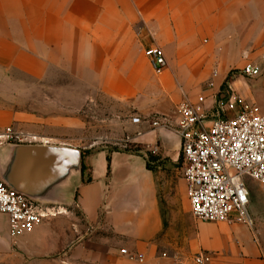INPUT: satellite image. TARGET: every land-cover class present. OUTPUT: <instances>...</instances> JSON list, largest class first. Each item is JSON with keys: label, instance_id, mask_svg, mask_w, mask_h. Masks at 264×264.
Returning <instances> with one entry per match:
<instances>
[{"label": "crops", "instance_id": "1", "mask_svg": "<svg viewBox=\"0 0 264 264\" xmlns=\"http://www.w3.org/2000/svg\"><path fill=\"white\" fill-rule=\"evenodd\" d=\"M152 47H160L168 63L160 76L145 56ZM249 55L261 75L252 85L239 79L231 85L261 104L264 0H0V135L22 128L30 140L37 134L44 140L3 142L0 180L66 211L16 238L10 236L8 217L0 214V264H12L16 251L56 264H171L163 254L181 255L193 264L190 259L199 251L212 254L210 264H264L254 233L243 225L232 226L241 236L228 242L221 237L225 224H206L191 216L174 234L173 223L164 220L157 172L152 161L148 167L146 147L161 140L167 149L168 138L180 146V139L163 128L147 132L142 121L153 113L175 116L183 101L197 103L204 97L201 108L210 124L216 94L228 83L229 72L242 67ZM216 63L217 86L197 95ZM71 71L75 77L62 78ZM81 71L90 79L96 76L87 87L98 85L110 99L136 103L142 119L141 125H132L140 132L132 142L134 151L103 146L83 152L50 144L62 126L77 129V107L69 104L71 114L63 115L61 104L71 96L64 98L60 91L74 86ZM21 102L38 103L39 115L16 108ZM44 147L78 151L80 163L60 179L63 173L56 174L52 163H29L34 150ZM46 174L58 176L59 182L46 188ZM88 177L91 182L85 181ZM123 249L143 254L145 262L130 261Z\"/></svg>", "mask_w": 264, "mask_h": 264}, {"label": "built area", "instance_id": "2", "mask_svg": "<svg viewBox=\"0 0 264 264\" xmlns=\"http://www.w3.org/2000/svg\"><path fill=\"white\" fill-rule=\"evenodd\" d=\"M145 56L155 75L165 72L168 63L160 47L147 49ZM241 75L255 79L261 75V69L253 63H246ZM218 96L215 98V116L210 124L209 116L201 108L205 98L199 97L197 103L185 100L178 106L174 123L164 117L154 121L152 126L167 129L180 139L183 178L194 220L252 228L248 181L264 188V112L233 90L230 95L220 93ZM12 139V129H6L0 135V145ZM150 152L157 156L159 147L153 146ZM64 212V208L31 199L0 180V214L9 219L11 237L30 233ZM121 254L137 263L146 260L143 254L127 249L121 250ZM163 258L171 259V264L189 262L167 254H163ZM190 260L193 264H210L213 256L199 251Z\"/></svg>", "mask_w": 264, "mask_h": 264}, {"label": "rangeland", "instance_id": "3", "mask_svg": "<svg viewBox=\"0 0 264 264\" xmlns=\"http://www.w3.org/2000/svg\"><path fill=\"white\" fill-rule=\"evenodd\" d=\"M249 55V58L244 60L246 63H255ZM256 64V63H255ZM242 66V67H243ZM242 67H236L231 70L228 74L226 83H223L220 87V93L224 96L230 95L232 88L236 94H239L247 103L253 104L258 107L262 112H264V103H261L264 99V84L260 87L261 90V104H258L250 95L244 94L240 90H236L231 85L232 81L240 80L247 84H253L255 80L245 77L247 80L243 79L241 76ZM76 71H71V73H62V78L69 80L71 75L75 77ZM81 78L74 86H63L61 87V93L63 97H70L71 101L67 99L62 102L63 114L69 116L67 110H69V104L72 105V108L76 105L77 107V118L78 126L77 129H69V126H62L60 130L61 134L56 139H51L49 142L51 145H66L73 148H77L83 152H96L100 150L103 146H107L110 151L121 150L134 151L133 139L140 135V132L132 129V125H141V117L138 116V110L134 108L136 103H126L113 100L103 95L101 92V87L98 85H91L87 87L86 82H96L94 76L93 79L89 78V75L86 71H81ZM220 70L216 63L214 70L211 73V77L208 82L202 85L199 88L197 95L202 94L205 87L214 89L217 86L216 80L220 76ZM244 77V76H243ZM205 85V86H204ZM218 90V88H216ZM219 93V94H220ZM216 94L217 97H219ZM31 96V94H30ZM33 96L36 97V89L33 92ZM75 100L77 102H75ZM33 104V105H32ZM28 104V102L15 103L16 108L30 111L31 114L39 115L36 105L38 103ZM66 105V107H64ZM66 109V110H65ZM73 114V112H72ZM48 115V114H47ZM51 117V116H50ZM166 117L169 121L170 119L175 118L177 115H168V114H152L146 119H142L147 122L145 125L147 127L146 131L154 133L157 129L152 126L153 122L160 120ZM48 118V116H47ZM139 120V121H137ZM174 120V121H175ZM172 123V122H171ZM169 135V130L165 129ZM14 133V139L10 142H21V143H36L42 144L44 140L39 135L33 137V141L30 140L28 134L25 132V129H12ZM159 149L163 150L165 158H162L160 154L154 156L151 154L150 149L152 146L146 147L148 157H152V165L157 172L156 174V183L158 186V193L161 199V207L163 210L164 220L170 221L175 226L174 234H177V231L183 227L186 218H191L190 204L186 195V185L183 178V155L180 146L177 144V140L171 138L167 140V149H164V143L162 144L161 140L157 141ZM176 142V143H175ZM155 146V144L153 145ZM92 147V150L87 149ZM150 148V149H149ZM160 153V152H159ZM175 159V161H173ZM249 188L251 191V203H250V213L254 222L253 227L249 228L255 235V241L262 249V255L264 259V188L259 184L248 181ZM65 214V212H64ZM63 215V214H61ZM60 216V215H58ZM57 216V217H58ZM56 217L50 219L53 220ZM210 224V223H206ZM238 225V224H235ZM226 226V227H225ZM234 225L221 226L220 228L224 230L221 233V237L228 242L230 240H237L241 236V233L238 232L235 228H232ZM225 227V228H223ZM227 227H231L230 231L227 230ZM37 229V228H36ZM170 257V256H169ZM173 257V256H172ZM174 257H179L185 259L181 255H174ZM15 261L12 264H56L54 261H35L30 260L22 251H16L14 255ZM18 259V261H16Z\"/></svg>", "mask_w": 264, "mask_h": 264}, {"label": "water", "instance_id": "4", "mask_svg": "<svg viewBox=\"0 0 264 264\" xmlns=\"http://www.w3.org/2000/svg\"><path fill=\"white\" fill-rule=\"evenodd\" d=\"M34 157L29 161L30 164L34 163V160L39 163H44L45 161L48 163H52L53 166L56 167V170L54 172H60L63 173L59 178L66 173L65 170H69L71 166L74 165V167H77L80 163V155L78 151L63 149V148H37L34 150ZM31 167V166H29ZM47 175V174H46ZM47 178V181H45L46 185L48 187L54 186L56 183L59 182L58 176H54V180L51 176L47 175L45 176ZM11 189L15 190L16 192L23 194L31 199L35 198L30 195L27 191H24L21 189L17 184L15 183H8L7 184Z\"/></svg>", "mask_w": 264, "mask_h": 264}, {"label": "trees", "instance_id": "5", "mask_svg": "<svg viewBox=\"0 0 264 264\" xmlns=\"http://www.w3.org/2000/svg\"><path fill=\"white\" fill-rule=\"evenodd\" d=\"M108 161H109V163H110V158L108 157ZM152 161V157H149V163H148V167L150 168V162ZM86 171V166H82V172H83V174H84V172ZM85 181L86 182H91L92 181V179H91V177H88L87 179H85Z\"/></svg>", "mask_w": 264, "mask_h": 264}]
</instances>
